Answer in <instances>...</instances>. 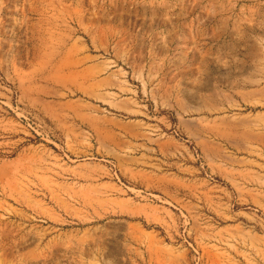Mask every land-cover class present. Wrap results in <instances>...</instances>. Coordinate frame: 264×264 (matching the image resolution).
<instances>
[{
	"label": "rangeland",
	"instance_id": "1",
	"mask_svg": "<svg viewBox=\"0 0 264 264\" xmlns=\"http://www.w3.org/2000/svg\"><path fill=\"white\" fill-rule=\"evenodd\" d=\"M34 1L0 17V264H264V0H49L45 24ZM32 147L177 225L37 218L3 188Z\"/></svg>",
	"mask_w": 264,
	"mask_h": 264
},
{
	"label": "crops",
	"instance_id": "2",
	"mask_svg": "<svg viewBox=\"0 0 264 264\" xmlns=\"http://www.w3.org/2000/svg\"><path fill=\"white\" fill-rule=\"evenodd\" d=\"M20 3V0H0V17L9 7L12 16H19ZM53 6L52 1L35 0L29 5L28 12L45 24L46 17L55 9ZM37 11L40 15L36 14ZM193 14V10L187 11V17ZM225 15L220 13V16ZM2 23L0 34H4ZM8 23L12 27V20ZM35 23L36 20L31 24L33 31ZM159 33L163 35L165 32L160 30ZM3 42L1 38V49L4 48ZM160 42L172 43L168 37L161 38ZM3 179L5 196L11 203L55 227L91 224L113 216L170 229L177 225L171 208L129 196L120 179L110 175L103 163H73L61 155L32 147L13 155ZM85 193L91 202L85 203Z\"/></svg>",
	"mask_w": 264,
	"mask_h": 264
}]
</instances>
